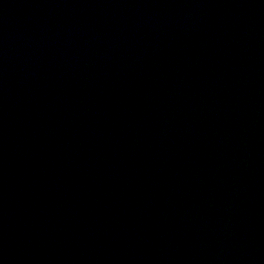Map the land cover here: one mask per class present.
Returning a JSON list of instances; mask_svg holds the SVG:
<instances>
[{
	"label": "water",
	"instance_id": "95a60500",
	"mask_svg": "<svg viewBox=\"0 0 264 264\" xmlns=\"http://www.w3.org/2000/svg\"><path fill=\"white\" fill-rule=\"evenodd\" d=\"M0 264H264V0H0Z\"/></svg>",
	"mask_w": 264,
	"mask_h": 264
}]
</instances>
